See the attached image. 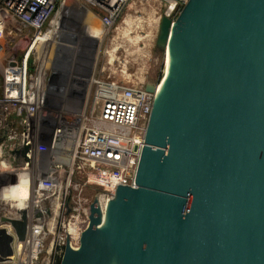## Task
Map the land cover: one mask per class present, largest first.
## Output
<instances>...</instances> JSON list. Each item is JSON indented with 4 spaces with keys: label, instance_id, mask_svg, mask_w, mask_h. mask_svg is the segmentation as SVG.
<instances>
[{
    "label": "water",
    "instance_id": "water-1",
    "mask_svg": "<svg viewBox=\"0 0 264 264\" xmlns=\"http://www.w3.org/2000/svg\"><path fill=\"white\" fill-rule=\"evenodd\" d=\"M170 56L135 186L97 199L60 264H264V0H189L161 16ZM1 140V139H0ZM1 219L18 240L27 215ZM13 237L0 229V256Z\"/></svg>",
    "mask_w": 264,
    "mask_h": 264
},
{
    "label": "built area",
    "instance_id": "built-area-1",
    "mask_svg": "<svg viewBox=\"0 0 264 264\" xmlns=\"http://www.w3.org/2000/svg\"><path fill=\"white\" fill-rule=\"evenodd\" d=\"M77 1L0 0V229L13 237L0 264H60L67 237L79 247L93 201L104 221L116 188L135 186L156 92L87 77L76 60L95 56L131 3L145 0ZM154 1L172 21L189 2ZM20 210L19 241L1 219Z\"/></svg>",
    "mask_w": 264,
    "mask_h": 264
},
{
    "label": "rangeland",
    "instance_id": "rangeland-1",
    "mask_svg": "<svg viewBox=\"0 0 264 264\" xmlns=\"http://www.w3.org/2000/svg\"><path fill=\"white\" fill-rule=\"evenodd\" d=\"M134 3V10L143 12L142 15L139 13L134 17V10L126 11L116 27L102 40L97 57L81 56L76 60L77 64L85 66L87 77L112 80L107 77L115 76L117 79L125 78L126 84L143 86L161 79L166 55L157 48L156 40L162 5L154 0H145L142 3L135 1L130 6ZM72 5L74 9L78 7L75 2ZM80 21V18H72L75 31H79ZM75 31L69 33L71 43L76 40ZM2 152L3 149L1 155ZM13 177L9 175V180H14Z\"/></svg>",
    "mask_w": 264,
    "mask_h": 264
},
{
    "label": "bare ground",
    "instance_id": "bare-ground-1",
    "mask_svg": "<svg viewBox=\"0 0 264 264\" xmlns=\"http://www.w3.org/2000/svg\"><path fill=\"white\" fill-rule=\"evenodd\" d=\"M74 20V19H73ZM87 21L88 22H90V18H88L87 19ZM89 26V25H88ZM75 27V26H74ZM80 27V26H79ZM90 27V26H89ZM94 33H95V35H97V31L94 29ZM101 41L102 40H100L99 42H98V46L100 47V45H101ZM98 53H99V51L98 52H96L95 53V56L97 57V55H98ZM95 56L93 55L92 56V59L93 58H95ZM166 58H165V65H164V74H163V76H162V81H160L159 82V87H157V91L159 90V91H161L162 90V87H163V84H164V81H165V78H166V76L168 75V73H169V68H170V56H169V52L167 51V54H166V56H165ZM96 64V63H95ZM94 67V66H93ZM95 72V71H94ZM92 74V73H91ZM92 77V76H91ZM92 80H94V81H96V79L95 78H93ZM14 177H16L15 176V174H12ZM13 177V178H14ZM15 179V178H14ZM18 216H19V213H18Z\"/></svg>",
    "mask_w": 264,
    "mask_h": 264
},
{
    "label": "crops",
    "instance_id": "crops-1",
    "mask_svg": "<svg viewBox=\"0 0 264 264\" xmlns=\"http://www.w3.org/2000/svg\"><path fill=\"white\" fill-rule=\"evenodd\" d=\"M76 3V5L77 6H79L78 5V1L77 0H69V3H70V5L71 4H73V3ZM136 5H135V3L132 5V6H130L129 7V9L127 10L128 12L130 11V10H134V7H135ZM135 12H133V16L134 17H136L137 16V14L139 15V13H141V15H142V13L143 12H138V11H136V10H134ZM127 13V12H126ZM92 20V19H91ZM111 75V74H110ZM107 78H110V79H112L111 81H117V82H122V83H124L125 82V78H119V79H117V78H115V76H108Z\"/></svg>",
    "mask_w": 264,
    "mask_h": 264
}]
</instances>
